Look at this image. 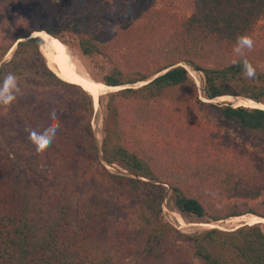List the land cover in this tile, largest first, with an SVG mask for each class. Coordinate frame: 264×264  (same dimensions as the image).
Listing matches in <instances>:
<instances>
[{"label":"trees","instance_id":"trees-1","mask_svg":"<svg viewBox=\"0 0 264 264\" xmlns=\"http://www.w3.org/2000/svg\"><path fill=\"white\" fill-rule=\"evenodd\" d=\"M11 1L0 0L9 11L0 54L15 46L0 80L15 73L21 94L10 108L0 107V264H123L131 250L128 235L143 236V264H264V233L254 222L187 234L161 218L166 184L175 207L198 220L264 219V200L250 205L264 198V163L246 146L264 148V110L211 102L226 96L264 103V67L258 63L264 58V0H190L189 17L170 19L163 35L137 52L132 33L121 27L144 17L141 0H85L94 6L61 23L56 8L40 15V5L59 0H25L18 19ZM64 31L78 37L83 55L113 58L104 85L126 87L108 95L114 122L105 126L101 152L105 163L120 164L127 176L97 159L90 96L47 67L42 40L31 37L45 32L56 38ZM240 35L254 40L246 55L257 70L255 81L243 76L242 64H233ZM182 63L204 76V99ZM139 82L146 83L127 87ZM35 105L62 110V127L42 153L26 129L42 131L50 118ZM199 115L212 117L219 130ZM132 127L146 131L149 149L129 144ZM128 222L139 236L127 231Z\"/></svg>","mask_w":264,"mask_h":264},{"label":"rangeland","instance_id":"rangeland-1","mask_svg":"<svg viewBox=\"0 0 264 264\" xmlns=\"http://www.w3.org/2000/svg\"><path fill=\"white\" fill-rule=\"evenodd\" d=\"M25 0H15L14 3L10 2V11L14 12V16L18 19L24 12L22 10V3ZM56 1V0H54ZM106 1V0H101ZM109 2L115 0H107ZM143 2V6H141V13L144 17L141 19L139 18L134 24H127L124 27H121L122 31L129 30L132 34L131 38L133 43L135 44L132 48L136 52L140 49V45L145 44V42L154 40L156 38L161 37L166 30V27L169 26L170 19H178L184 20L190 16L192 10V4L190 0H141ZM145 3V4H144ZM56 5H58L56 7ZM41 6L40 15H50L51 9L54 10V15L57 18V22L61 23L66 19L71 18L72 16H77L83 13H86L88 9H91L94 5L91 2H86L85 0H59L56 2L55 5L50 4L47 8L43 5ZM30 10V9H28ZM7 13L9 11L5 8L2 4L0 5V30L3 29L2 23L7 20ZM34 16L33 12L30 14ZM29 15V16H30ZM127 17L125 18V20ZM21 31L25 29L23 25ZM256 34H253L252 37H255ZM36 37L34 34L31 37ZM51 36V35H50ZM53 37V36H52ZM42 40V38L39 36ZM55 38V37H53ZM42 42H44L42 40ZM53 42L58 45L63 53L68 59H71L74 62L76 72L82 75L85 78L87 83H92L98 86H104L102 78L105 75H108L112 72L113 69V58L108 57V55L103 56L101 54H95L93 56L83 55L78 48V37L70 32L64 31L62 35L58 36L53 40ZM43 44V43H42ZM42 45H40L41 47ZM39 47V51L43 56ZM15 50V46H13L9 51L5 54H0V68L3 67L12 57V54ZM230 59L234 57V54L229 55ZM44 61L46 62L47 67L53 70V66L48 64V61L43 56ZM259 65L264 67V58L259 60ZM183 67L187 70L188 76L190 79L195 83L199 90L200 98L204 99V94L202 92L204 87V76L202 73L194 71L191 67L182 63ZM165 70L162 71V73ZM155 75H152L153 78ZM89 79V80H88ZM141 83L146 82H139L138 84H134L132 86L127 87H134L138 88L141 87ZM140 85V86H139ZM112 92H107L104 95H90L92 101V114L89 119V124L92 129V137L94 138V145L97 147L98 151V160L108 169L111 173L127 176L128 172L120 165V164H107L104 162L102 158L101 152V143L105 137V126L107 123L112 124L114 122V118H112L107 109V103L109 101L108 95ZM24 101L30 100L31 98L24 95L22 98ZM62 99V98H61ZM95 100V101H94ZM225 103L229 101L220 100ZM220 101H216L214 103H222ZM34 103H38L34 101ZM230 103V102H229ZM232 104V103H231ZM233 105V104H232ZM39 112L45 114L46 117L50 118V113L54 110L53 108H49L48 110L44 108L42 105H35ZM57 116L60 118L62 117V110L57 109ZM200 120L206 125L211 127L214 131L219 130V126L214 122L213 118L206 115H199ZM109 121V122H108ZM118 125H123L125 127L124 121L118 122ZM129 130V127L127 126ZM222 133L228 134L233 140L239 143H243V140L239 137L237 133L232 130H226L224 128L220 129ZM130 132V141L135 148L143 149L144 151L149 149L150 146V137L146 134V131L141 129L140 127H132ZM80 141V140H79ZM248 148L256 152L258 157L260 158L261 162L264 163V148L263 147H252L247 145ZM164 187L166 188V193L164 200L161 204L162 212L161 218L162 220L167 223L168 225L172 226L176 230H179L182 233L187 234H194L197 232H201L206 229L216 228L222 231H233L239 227L247 225L246 222L249 220H242L236 221V219L230 218L225 221L219 222H207L205 220H198L194 216H188L182 212H180L174 205V194L172 190L165 184ZM264 200V198L259 199L258 201L253 202L250 205L257 207L259 203ZM249 215V214H248ZM235 218V217H234ZM238 218V217H236ZM264 220V219H263ZM230 221V222H229ZM256 223V222H255ZM128 229L127 231L131 234L139 233L136 232L134 228L135 224L133 222H128ZM253 225H257L260 227L262 232L264 233V223H256ZM128 245L131 246L130 254L127 253V258L122 262L123 264L131 262V264L140 263L143 264L142 261V254L145 247V243L143 240V236L141 237H133V236H126L124 240ZM194 264H198L196 259L191 261Z\"/></svg>","mask_w":264,"mask_h":264},{"label":"clouds","instance_id":"clouds-1","mask_svg":"<svg viewBox=\"0 0 264 264\" xmlns=\"http://www.w3.org/2000/svg\"><path fill=\"white\" fill-rule=\"evenodd\" d=\"M254 48V40L249 35H240L237 37L233 47V53L238 59L233 60V64H242L243 76L246 79L255 81L257 70L252 62L247 58L246 53L251 52ZM183 66V65H182ZM21 94L19 77L13 73H6L0 80V107L10 108ZM62 127L56 111L50 113V122L42 131L36 129H26L28 139L35 147L37 153L46 151L56 139L57 133Z\"/></svg>","mask_w":264,"mask_h":264},{"label":"bare ground","instance_id":"bare-ground-1","mask_svg":"<svg viewBox=\"0 0 264 264\" xmlns=\"http://www.w3.org/2000/svg\"><path fill=\"white\" fill-rule=\"evenodd\" d=\"M34 36L36 37H42V40L44 41L42 46L40 47V50L45 57V59L48 61V64L53 66V71L58 75V77L68 83L75 84L80 86L86 93L92 95H104L107 92H116L126 87H106L98 86L92 83H87L85 81V78L78 74L75 69L74 62L71 59H68L65 54L63 53V50L58 47L53 42V37L48 34H43L42 32L34 33ZM52 38V39H51ZM89 80V79H88ZM140 85H144V83H141ZM139 85V86H140ZM135 87V85H134ZM225 100L232 103L233 107H248V108H258L264 110V103H257L253 100L249 99H241V98H232V97H220L215 100H212L211 102L214 103L216 101ZM95 101V100H94ZM223 102V101H220ZM228 102V103H229ZM236 219V221H244L249 220L250 222H256V223H264V220L256 217L254 215H244ZM230 222V221H229Z\"/></svg>","mask_w":264,"mask_h":264},{"label":"water","instance_id":"water-1","mask_svg":"<svg viewBox=\"0 0 264 264\" xmlns=\"http://www.w3.org/2000/svg\"><path fill=\"white\" fill-rule=\"evenodd\" d=\"M43 34H47V33H45V32H42ZM42 38V37H41Z\"/></svg>","mask_w":264,"mask_h":264}]
</instances>
